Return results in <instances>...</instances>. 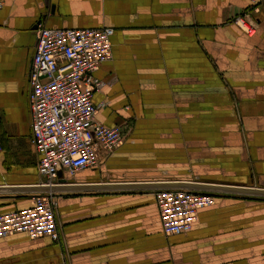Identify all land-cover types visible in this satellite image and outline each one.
Returning <instances> with one entry per match:
<instances>
[{
	"label": "crops",
	"instance_id": "0c3cea01",
	"mask_svg": "<svg viewBox=\"0 0 264 264\" xmlns=\"http://www.w3.org/2000/svg\"><path fill=\"white\" fill-rule=\"evenodd\" d=\"M244 15L248 35L235 23ZM113 27L96 119L125 123L96 166L47 191L31 143L37 24ZM0 213L56 199L59 239L0 237V264H264V0H0ZM210 193L164 235L155 191Z\"/></svg>",
	"mask_w": 264,
	"mask_h": 264
},
{
	"label": "built area",
	"instance_id": "2783aa9c",
	"mask_svg": "<svg viewBox=\"0 0 264 264\" xmlns=\"http://www.w3.org/2000/svg\"><path fill=\"white\" fill-rule=\"evenodd\" d=\"M235 23L248 35L255 29L244 15ZM113 33V27L49 28L39 23L35 28V50L27 72L28 103L31 143L45 184H54L60 173L73 175L96 166L101 154L122 141L126 124L108 126L98 121L101 105L93 101L105 85L95 72L112 58ZM154 197L166 236L188 229L198 211L214 203L210 193L180 188L159 189ZM56 205L47 193L35 196L29 207L0 213V237L25 232L31 238L57 241Z\"/></svg>",
	"mask_w": 264,
	"mask_h": 264
},
{
	"label": "water",
	"instance_id": "95a60500",
	"mask_svg": "<svg viewBox=\"0 0 264 264\" xmlns=\"http://www.w3.org/2000/svg\"><path fill=\"white\" fill-rule=\"evenodd\" d=\"M37 26V25H36ZM56 185L54 184H45L42 186L45 190L50 191L53 190V187ZM227 188L226 190L230 192H242V193H259V194H264V190L261 189H253V188H236V187H225Z\"/></svg>",
	"mask_w": 264,
	"mask_h": 264
}]
</instances>
